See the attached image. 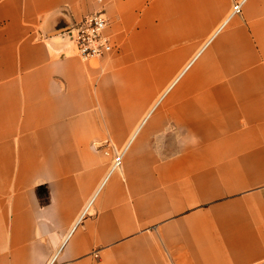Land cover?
Instances as JSON below:
<instances>
[{"label":"crops","instance_id":"crops-1","mask_svg":"<svg viewBox=\"0 0 264 264\" xmlns=\"http://www.w3.org/2000/svg\"><path fill=\"white\" fill-rule=\"evenodd\" d=\"M50 262L264 264V0H0V264Z\"/></svg>","mask_w":264,"mask_h":264},{"label":"built area","instance_id":"built-area-1","mask_svg":"<svg viewBox=\"0 0 264 264\" xmlns=\"http://www.w3.org/2000/svg\"><path fill=\"white\" fill-rule=\"evenodd\" d=\"M241 5L242 1L236 2L232 8V14L239 13ZM108 25L109 20L105 13L97 11L84 15L71 26L69 30L71 42L79 58L83 61L100 59L114 50ZM121 158L122 153L119 152L114 159V168L120 166Z\"/></svg>","mask_w":264,"mask_h":264},{"label":"rangeland","instance_id":"rangeland-1","mask_svg":"<svg viewBox=\"0 0 264 264\" xmlns=\"http://www.w3.org/2000/svg\"><path fill=\"white\" fill-rule=\"evenodd\" d=\"M144 128H145V126H144ZM144 128H142L143 130H142L141 133H144V131H145ZM136 136H137V135H136ZM133 139H134V138H133ZM140 139H141L140 135L137 136V138L131 142V144H132L131 147L134 146V145H136ZM109 147H110V148H109V150H108V153H109L108 155H110V156L112 157V163H111V166H113V165H114V159H115V156L120 152V150L118 151V150L115 148V146H113V145H110ZM116 150H117V151H116ZM105 152L107 153V151H105Z\"/></svg>","mask_w":264,"mask_h":264},{"label":"water","instance_id":"water-1","mask_svg":"<svg viewBox=\"0 0 264 264\" xmlns=\"http://www.w3.org/2000/svg\"><path fill=\"white\" fill-rule=\"evenodd\" d=\"M70 28H71V27H68V28L65 30V32H66V33H69ZM67 37H68V36H67ZM69 40H70V39H69Z\"/></svg>","mask_w":264,"mask_h":264},{"label":"bare ground","instance_id":"bare-ground-1","mask_svg":"<svg viewBox=\"0 0 264 264\" xmlns=\"http://www.w3.org/2000/svg\"><path fill=\"white\" fill-rule=\"evenodd\" d=\"M123 151H121L120 153H122ZM115 165L112 166V169L114 168Z\"/></svg>","mask_w":264,"mask_h":264}]
</instances>
